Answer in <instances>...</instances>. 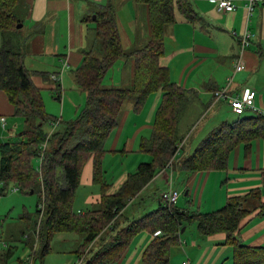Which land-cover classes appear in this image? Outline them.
<instances>
[{
    "label": "crops",
    "instance_id": "0c3cea01",
    "mask_svg": "<svg viewBox=\"0 0 264 264\" xmlns=\"http://www.w3.org/2000/svg\"><path fill=\"white\" fill-rule=\"evenodd\" d=\"M190 1L194 18L187 21L177 15L176 21L166 27L165 52L161 59V64L168 69L170 81L183 88L189 99L178 124V139L179 142L182 141V146L176 152L175 164L159 169L152 180L119 213L117 231L125 228L131 221L157 210L161 194L169 190L181 193L183 199H178L176 206L189 213L216 212L224 207L229 198L246 195L252 190L260 192L264 206L263 139L235 146L229 152L226 168L223 170L187 172L180 168L181 162L191 156L212 131L223 123L239 118L231 111L229 99L214 101V92L224 88L230 78L232 82L228 96H240L244 89H250L256 94L255 109L264 113V0H255L247 26L246 0H230L235 9L228 13L218 12L216 3L211 0ZM109 7L114 12L120 44L126 56L112 65L101 84L106 89H126L132 86L135 68V60L127 55L144 48L150 39L145 6L136 0H20L15 9L22 26L19 32L12 33V37H20V32L25 35L24 49L19 52L23 55V63L30 73L32 84L40 91H54L55 100L62 98V92L65 94L59 119L55 117L56 111L48 113L45 109L53 120H70L78 114L81 104L85 102L86 94L78 86L75 74L82 66L86 54L97 55L93 16ZM245 27L252 33V41L243 55L245 70L234 74L233 65L239 50L237 38ZM65 62L67 66L64 67ZM109 73H116V78L113 75L107 79ZM161 100L162 94L156 92L148 97L139 111H135L132 102L125 104L118 126L104 142L103 157L108 154L114 157L118 153L121 156L138 153V162L147 161L148 158L151 161L152 157L143 153L140 145L152 134L155 113ZM66 102L70 106L68 111L65 110ZM15 117V109L8 95L0 90V145L8 142L4 133L8 121ZM136 164L131 162L129 169L121 171L114 183H108L104 174L99 182H94L91 155L82 166L79 186L73 197H80V189L86 186L85 189L90 192L85 193L83 205L88 207L77 210L76 215H84L87 211L98 208L104 195L116 194L127 177L135 173L143 163ZM93 186H97L99 190H95ZM22 218L30 220L27 216ZM193 226L196 224L182 227L178 245L181 254L178 255L180 259L177 264L185 261L187 264H223L229 250L223 233L210 237L198 234L204 238L202 242L193 238L189 249H182V239L185 240L183 235ZM110 229H103L90 240L86 234L69 233L78 235L75 240L78 246L74 251V262L82 256L86 259L93 257L104 248L114 235ZM237 236L244 245L264 246V208L261 213L256 211L242 220ZM152 239L153 236L146 232L136 233L123 249L120 259L107 264H141L143 252ZM7 252V263L11 264L10 245L2 246L0 257Z\"/></svg>",
    "mask_w": 264,
    "mask_h": 264
},
{
    "label": "trees",
    "instance_id": "16d2710c",
    "mask_svg": "<svg viewBox=\"0 0 264 264\" xmlns=\"http://www.w3.org/2000/svg\"><path fill=\"white\" fill-rule=\"evenodd\" d=\"M19 1L0 0V34L12 35L19 31L17 25L21 22L15 13ZM136 2L147 8L150 39L143 49L127 55L135 60L132 86L106 89L101 84L112 65L126 56L120 44L114 12L109 7L95 14L96 45L101 48L100 56L86 54L75 74L78 86L86 94L85 108L75 120L58 123L52 134L46 133L43 128L58 120H53L45 112L40 92L32 84L30 73L24 66L23 55L16 52L10 43L2 45L0 90L8 95L15 116L23 119L26 130L23 142L0 145V182L6 184L13 181L20 188L38 192L43 198L41 207L38 205L35 211L37 220L32 221V236L37 235V243L39 234L44 236V241L40 242L42 246L37 250L40 256L49 252L50 242L56 233L86 234L90 240L103 229L111 228L114 235L104 249L84 264L117 262L133 235L141 232L153 236L143 252L141 264H169L168 252L172 246L179 245L182 227L196 224L202 237L225 234V244L233 249L232 264H264V246L244 245L237 236L242 220L256 211L261 213L264 208L258 190L231 197L220 210L205 214L189 213L175 205L168 207L160 199L157 210L131 221L122 230H116L118 215L129 200L175 157L179 143V119L189 101L187 92L170 81L168 69L161 64V59L165 52L166 27L176 21L177 15L187 21L194 18L191 1ZM156 92L162 94V100L155 113L152 134L140 145V150L149 154L152 160L140 164L116 194L104 195L98 208L77 216L72 211V201L79 186L82 166L93 155L94 182H99L103 178L104 142L118 126L125 104L132 102L135 111H139L148 97ZM48 135L49 145L42 153L40 145ZM256 139L264 140V116L255 112L243 114L212 131L196 151L181 162L180 168L187 172L223 170L228 154L235 146L249 144ZM40 153L43 157L39 166L41 177L38 179L31 160L39 157ZM7 261L8 252L0 257V264H8Z\"/></svg>",
    "mask_w": 264,
    "mask_h": 264
},
{
    "label": "rangeland",
    "instance_id": "374dc122",
    "mask_svg": "<svg viewBox=\"0 0 264 264\" xmlns=\"http://www.w3.org/2000/svg\"><path fill=\"white\" fill-rule=\"evenodd\" d=\"M24 37L25 35L23 32H20V37L17 38H13L11 33L0 34V48L5 43H10V45L14 47V50L18 52L24 49L23 48L25 42ZM100 49L101 48H97L96 50L97 51L96 54L99 56H100ZM114 68L115 67H113L112 69L114 70ZM113 75L116 78L117 76L116 73H109L107 75V79ZM54 82L56 83L57 81L54 80ZM39 92L46 111L48 113H52L51 111H56L57 115H55V117L56 119H59L61 117L60 115L63 110V98L65 95L64 92H62V96H61L62 98L60 100H55L56 93L54 91L46 89L42 91L39 90ZM69 95H70L69 100L71 101L72 96L70 93ZM66 103L67 104L65 110L68 111L70 107L69 102ZM85 105H86V98H85V102L81 104L77 115L73 116V118L71 117V119L69 118L70 120H60L59 122L63 124L75 120L78 117V115L82 113ZM250 114L251 112L247 111L244 115H250ZM53 128L54 125H45L43 130L46 131V133L48 134L49 133L52 134V131L54 130ZM74 129L77 130L76 128ZM25 130H26V125L23 122V119L19 117H15L8 121L7 130L4 133V137L8 140L10 144L21 143L25 140L23 136V132ZM47 137H49V135L46 136L44 141L41 143L40 145L41 148L43 146L46 148L47 145H49L47 143L48 141ZM181 142L182 141L178 143L177 147L182 146ZM55 143L56 141L53 143V145ZM120 154L121 153H118L114 157H111L109 156L111 154H108L102 158V170L105 179H107L108 183H114L116 181L118 174L121 171H124L127 168L129 169V165L131 164V162L134 164L137 163L136 166L138 165V163L150 162L149 158L147 161L142 160L141 162H138L139 161L137 160L139 156L138 153H132L123 156H121ZM40 156L41 153L39 154V157H34L31 160L32 168L36 172H38L36 175L38 179L41 177L38 170L41 162ZM174 160L175 157L173 158V160L170 159L169 162H167L166 166L168 167L175 164ZM85 188L86 186H83L82 189H80V194H79L80 197L75 198L72 201V211L75 214H77L76 213L77 210H85L88 207L83 205V197L85 193L88 194L90 192ZM93 188L97 191L99 190L97 186H93ZM35 189L37 188L35 187ZM0 190H3L0 194V249H2V246L5 245L6 246L10 245L12 247V256L10 260L11 264H20V262L21 264H26L28 259H33L34 264H77V260L76 262H74L76 259L74 251L77 249L78 246V244L75 242L76 238H78V235L76 234H69V233L54 234L50 242V251L45 256L39 255L37 250H39V246L40 247L42 246L40 242L44 241V236H42V234L41 235L39 234L38 246L36 244L37 235L32 236V229L34 227V222L32 221L37 220L35 216L36 207L38 205L40 207L42 205L41 201H43V198L40 197L38 192L31 194L30 191L24 188H20L19 185L13 181H8L6 184L0 182ZM177 192H178V199H183L181 193L179 191ZM22 216H27L30 218V220L22 219L21 218ZM43 234L45 235V232ZM183 238L185 240L183 241L182 239L181 247L182 249L187 248V250L191 246L193 238L195 240L197 239L200 242L204 240V238L198 235L196 231V226H193L191 228L189 227L187 232L183 235ZM227 248H229L227 252V259L226 257L223 259V264H232L233 249L231 246H227ZM103 249L104 248H101L100 251H102ZM178 249L180 250L178 244L170 248L168 252L169 264H177V262L179 261L180 257L178 255L181 254V250L179 251ZM86 250L87 253H89V250L88 249ZM181 257L183 256L181 255ZM84 260L85 261L87 260L86 257ZM185 263L187 262L185 261Z\"/></svg>",
    "mask_w": 264,
    "mask_h": 264
},
{
    "label": "built area",
    "instance_id": "2783aa9c",
    "mask_svg": "<svg viewBox=\"0 0 264 264\" xmlns=\"http://www.w3.org/2000/svg\"><path fill=\"white\" fill-rule=\"evenodd\" d=\"M211 1L216 3L218 12L228 13V12L234 11L235 9L234 4L230 0H211ZM246 3H247L246 4V10H247L246 26H247L252 16V11L254 8L255 0H246ZM252 36H253L252 33L247 29V27H245L243 32L237 38L239 50H238V54L235 58L234 65H233L234 74L245 70V62H244L243 55L245 53V50L251 45ZM65 66H67V62L64 63V67ZM55 79L58 80V77H55ZM231 82H232V79L230 78L224 88H221L214 92V101L218 102L220 100L229 99L228 101L231 107V111L233 112V114L237 116H242L247 111H252V112H255L257 114L264 116V113L257 111L254 107V100L256 97V94L254 91L250 89H244L240 96H236V97L228 96L229 85ZM58 123H59L58 121L52 123V125H54V128L57 127ZM45 149L46 148L44 146L41 148L42 153ZM42 153L40 156V160L43 157ZM160 198L163 200L166 206L168 207L174 206L178 200V192L174 190H169V191L163 192ZM36 244L38 246L37 242ZM84 259H85L84 256L79 258L77 260V264H84V261H85ZM26 264H34L33 259H28ZM183 264H187V263H183Z\"/></svg>",
    "mask_w": 264,
    "mask_h": 264
},
{
    "label": "water",
    "instance_id": "95a60500",
    "mask_svg": "<svg viewBox=\"0 0 264 264\" xmlns=\"http://www.w3.org/2000/svg\"><path fill=\"white\" fill-rule=\"evenodd\" d=\"M93 19H95V16H93ZM21 24L17 25V28L20 29L21 28ZM31 194L33 193L32 191L30 192ZM183 231V230H182Z\"/></svg>",
    "mask_w": 264,
    "mask_h": 264
}]
</instances>
